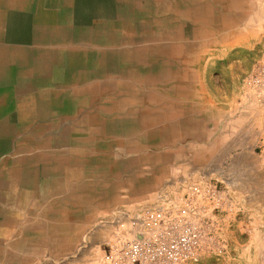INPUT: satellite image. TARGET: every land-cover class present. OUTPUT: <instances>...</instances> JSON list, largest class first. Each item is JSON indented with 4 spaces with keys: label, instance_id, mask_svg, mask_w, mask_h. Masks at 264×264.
Returning <instances> with one entry per match:
<instances>
[{
    "label": "rangeland",
    "instance_id": "374dc122",
    "mask_svg": "<svg viewBox=\"0 0 264 264\" xmlns=\"http://www.w3.org/2000/svg\"><path fill=\"white\" fill-rule=\"evenodd\" d=\"M0 3L34 24L11 58L50 63L0 96V264H98L108 223L192 183L195 264H264V0Z\"/></svg>",
    "mask_w": 264,
    "mask_h": 264
},
{
    "label": "built area",
    "instance_id": "2783aa9c",
    "mask_svg": "<svg viewBox=\"0 0 264 264\" xmlns=\"http://www.w3.org/2000/svg\"><path fill=\"white\" fill-rule=\"evenodd\" d=\"M205 192L221 209L224 191L207 185ZM199 194L190 184L177 199L163 190L148 207L125 220H114L110 235L100 246L98 264H195L201 249L200 212L194 204Z\"/></svg>",
    "mask_w": 264,
    "mask_h": 264
},
{
    "label": "crops",
    "instance_id": "0c3cea01",
    "mask_svg": "<svg viewBox=\"0 0 264 264\" xmlns=\"http://www.w3.org/2000/svg\"><path fill=\"white\" fill-rule=\"evenodd\" d=\"M6 1L9 2L11 0H0V2ZM26 15L24 7L14 8L11 7L9 3H7L6 6H4V4L1 5L0 3V96L8 97L18 95L16 88L21 87L24 80L29 81V85L26 89H29L30 92L35 91V86H33L32 81L40 82L44 74L46 76L50 75V72L48 71L50 70V63L45 58L35 60L31 57L11 58L10 56L11 47L13 51L16 49L15 45L30 41V38H27L23 34L35 31L34 24L30 22L27 23V20L25 19L27 18ZM255 38L256 41L264 39V20ZM19 45L18 47H22ZM251 45H249L250 48H252ZM43 68H45V71H43ZM11 89L15 90V93H11ZM227 146H229V142H227L226 138L223 143L219 144V151L221 150L222 152L219 158H226ZM242 156L243 154L241 152L236 154V160L240 161ZM19 171L20 166L13 172L11 171L9 176L12 174L17 175ZM14 185H16L15 182Z\"/></svg>",
    "mask_w": 264,
    "mask_h": 264
},
{
    "label": "bare ground",
    "instance_id": "6f19581e",
    "mask_svg": "<svg viewBox=\"0 0 264 264\" xmlns=\"http://www.w3.org/2000/svg\"><path fill=\"white\" fill-rule=\"evenodd\" d=\"M197 3V2H196ZM178 5V4H177ZM179 19V18H178ZM190 26V25H189ZM169 28H170V25H169ZM183 29V28H182ZM183 31V30H182ZM168 74V73H167ZM165 77V76H164ZM166 77H167V75H166ZM138 88V87H137ZM11 176H14L13 174L11 175ZM8 178H10V176H8ZM14 182L15 181H13L12 183L10 182V181H8V183H7V186H12V185H14ZM3 185H5V183H3Z\"/></svg>",
    "mask_w": 264,
    "mask_h": 264
}]
</instances>
